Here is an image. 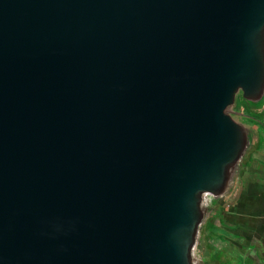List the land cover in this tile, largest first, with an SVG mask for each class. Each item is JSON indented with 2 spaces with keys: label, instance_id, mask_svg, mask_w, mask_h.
I'll use <instances>...</instances> for the list:
<instances>
[{
  "label": "water",
  "instance_id": "95a60500",
  "mask_svg": "<svg viewBox=\"0 0 264 264\" xmlns=\"http://www.w3.org/2000/svg\"><path fill=\"white\" fill-rule=\"evenodd\" d=\"M264 118V0H0V264H208Z\"/></svg>",
  "mask_w": 264,
  "mask_h": 264
},
{
  "label": "crops",
  "instance_id": "0c3cea01",
  "mask_svg": "<svg viewBox=\"0 0 264 264\" xmlns=\"http://www.w3.org/2000/svg\"><path fill=\"white\" fill-rule=\"evenodd\" d=\"M248 161L243 181L211 220V264H264V133Z\"/></svg>",
  "mask_w": 264,
  "mask_h": 264
},
{
  "label": "flooded vegetation",
  "instance_id": "af4514ba",
  "mask_svg": "<svg viewBox=\"0 0 264 264\" xmlns=\"http://www.w3.org/2000/svg\"><path fill=\"white\" fill-rule=\"evenodd\" d=\"M245 106H242V105H239V108L235 109L234 112L237 113V112H241L242 114H245L247 115L248 117L250 118H243V117H240L238 115H234V117L238 118L240 121H242L243 123H246L247 125L251 126V127H258L261 129V131L264 133V118H258L256 117L255 115H253L252 113L248 112V110H246V108H244ZM245 120H248L247 122H250V124H248ZM259 136H261L260 134H258ZM254 153V152H252ZM250 158V156H249ZM246 165H249V161L247 160ZM245 168V167H244ZM244 175H245V172L243 170L240 178H239V184L243 181L244 179Z\"/></svg>",
  "mask_w": 264,
  "mask_h": 264
},
{
  "label": "rangeland",
  "instance_id": "374dc122",
  "mask_svg": "<svg viewBox=\"0 0 264 264\" xmlns=\"http://www.w3.org/2000/svg\"><path fill=\"white\" fill-rule=\"evenodd\" d=\"M245 108V107H244ZM246 122L248 121V120H245ZM248 124H250V122H247ZM258 131L260 132L261 131V129H259L258 128ZM262 132V131H261ZM260 135L261 136H259V145L257 144V147L256 148H258L261 144H262V139H263V132H262V134L260 133ZM213 230H214V232H216V229H215V227H214V229H213V227H211L210 225H208L207 226V228H206V230H205V238H209V237H211L212 236V233H213ZM214 237V236H213ZM212 237V238H213ZM211 243V242H210ZM210 259V258H209ZM209 259L206 257V261L208 262V264H211V262L209 263Z\"/></svg>",
  "mask_w": 264,
  "mask_h": 264
},
{
  "label": "trees",
  "instance_id": "16d2710c",
  "mask_svg": "<svg viewBox=\"0 0 264 264\" xmlns=\"http://www.w3.org/2000/svg\"><path fill=\"white\" fill-rule=\"evenodd\" d=\"M239 105L245 106V104L239 99V102L237 103V106L239 108ZM210 225L211 226V221L207 224V226ZM206 240H209V238H207ZM211 245L206 244V248L208 250L209 253H211ZM213 258V257H212ZM211 258V254H210V260L213 261V259Z\"/></svg>",
  "mask_w": 264,
  "mask_h": 264
}]
</instances>
